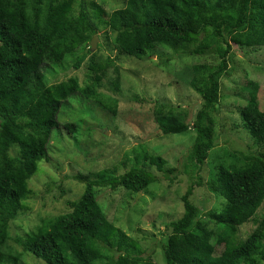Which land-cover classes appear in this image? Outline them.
I'll use <instances>...</instances> for the list:
<instances>
[{
    "label": "trees",
    "instance_id": "trees-1",
    "mask_svg": "<svg viewBox=\"0 0 264 264\" xmlns=\"http://www.w3.org/2000/svg\"><path fill=\"white\" fill-rule=\"evenodd\" d=\"M125 4L109 15L106 5L87 0H0V264H19L27 256L42 264H152L139 242L108 219L99 195L120 189L134 196L147 193L159 181L154 169L170 182L171 175L177 179L182 174L191 181L181 198L182 217L167 227L165 264H264V152H240L242 166L217 167L208 190L221 200V208L203 211L193 202L195 190L204 186L201 172L215 147L212 129L221 111L222 81L231 75L233 50L264 47V0ZM104 31L114 33L112 42L120 54L138 61L154 55L166 64L196 56L216 58L215 65L189 59L190 64L186 60L177 67L179 82L188 81L201 99L193 118L192 107L184 111L181 104L160 99L152 109L155 135L195 133L182 171L170 168L157 149L139 145L125 156L131 161L128 171L118 174L105 168L75 175L73 181L84 193L68 202V213L46 216L24 235L13 236L11 223L27 211L34 196L31 182L48 175L43 165L50 162L52 140L62 129L77 142L83 136L75 122L62 128V107L81 94L101 112L117 114L119 102L99 90L108 71L118 69L113 60L91 50L93 38ZM168 52L169 57H161ZM69 61L78 71L87 63V80L81 83L74 77L52 86L50 78ZM112 82L119 91V80ZM250 96L239 115L252 139L264 146V111L256 90ZM56 187L63 191V182Z\"/></svg>",
    "mask_w": 264,
    "mask_h": 264
},
{
    "label": "rangeland",
    "instance_id": "rangeland-1",
    "mask_svg": "<svg viewBox=\"0 0 264 264\" xmlns=\"http://www.w3.org/2000/svg\"><path fill=\"white\" fill-rule=\"evenodd\" d=\"M89 3L106 5L107 13L124 8L127 0H87ZM97 42L98 57L103 60L110 58L115 67L107 73L100 92L113 97L118 103L117 114L101 112L96 105L81 97L72 96L62 107L59 117L61 125L75 122L80 125L83 136L80 142L62 129V135L52 140L50 144V162L43 165L46 174L31 182L34 196L27 203L28 209L11 223L13 236L24 235L41 219L68 213V202L80 198L83 188L73 177L77 174H87L105 168H115L118 174L128 171L131 161L125 160L126 154L139 145L157 149V155L168 160L169 167H179L195 141V133L184 135H155V122L152 109L156 100L167 101L173 105H182L184 111L191 112V118L196 114L201 104L200 96L188 85V81L180 83L182 73L177 70L184 66L186 60H197L200 64L215 65V57H188L178 59L174 63H163L154 55L144 61L122 55L112 42L114 33H100ZM108 36V38H107ZM101 45L100 49L98 46ZM235 57L231 65V75L223 79L221 111L215 115V147L204 164L201 172L204 186L197 188L193 202L204 210L221 208V200L208 190V184L216 178L217 167H227L232 163L242 166L244 159L241 153L249 150L255 153L264 152L263 144L252 139L249 131L244 128V122L239 115L240 109L251 99L250 93L257 92V102L264 111V47L255 49L235 48ZM171 55H175L171 53ZM170 56V53L161 57ZM186 61L190 64L192 61ZM66 69L60 70L51 77V85H57L70 78L77 77L81 83L87 80V63L84 62L81 71L68 62ZM194 65V64H192ZM185 68H183L184 70ZM189 70V69H188ZM187 70V72H188ZM119 80V91L113 87V82ZM146 100L145 104H140ZM149 113L151 115H149ZM221 114V115H220ZM150 122V123H149ZM149 123V124H148ZM148 124V125H147ZM62 125V128H63ZM61 137V138H60ZM151 150V149H150ZM151 152V151H150ZM153 153V152H151ZM155 154V153H153ZM134 155L130 154V158ZM149 171L150 168H148ZM152 172V171H151ZM153 173L159 181L150 186L147 193L138 198L120 189L117 192L104 190L99 195V202L108 219L130 238L137 240L143 250V257L150 258L152 264H165L163 246L170 235L169 223L180 219L184 212L182 196L190 186V179L182 174L174 182L154 169ZM38 172L36 176H38ZM35 176V177H36ZM49 177V178H48ZM34 178V177H33ZM54 182L51 183V181ZM63 182V191L56 185ZM50 187L47 192V185ZM83 195V194H82ZM249 228V227H248ZM13 248L21 251L14 243ZM19 264H42V262L27 256Z\"/></svg>",
    "mask_w": 264,
    "mask_h": 264
},
{
    "label": "water",
    "instance_id": "water-1",
    "mask_svg": "<svg viewBox=\"0 0 264 264\" xmlns=\"http://www.w3.org/2000/svg\"><path fill=\"white\" fill-rule=\"evenodd\" d=\"M99 38L98 37H94L93 40L91 41V50H96L97 48V42H98ZM141 195L139 194L137 197L139 198Z\"/></svg>",
    "mask_w": 264,
    "mask_h": 264
},
{
    "label": "clouds",
    "instance_id": "clouds-1",
    "mask_svg": "<svg viewBox=\"0 0 264 264\" xmlns=\"http://www.w3.org/2000/svg\"><path fill=\"white\" fill-rule=\"evenodd\" d=\"M138 195H139V194H138ZM138 195H137V196H138ZM140 195H141V194H140Z\"/></svg>",
    "mask_w": 264,
    "mask_h": 264
}]
</instances>
